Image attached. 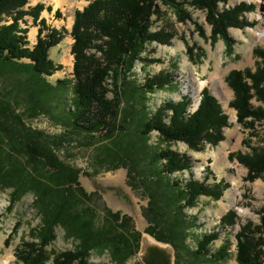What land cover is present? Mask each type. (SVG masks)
<instances>
[{"label":"rangeland","instance_id":"obj_1","mask_svg":"<svg viewBox=\"0 0 264 264\" xmlns=\"http://www.w3.org/2000/svg\"><path fill=\"white\" fill-rule=\"evenodd\" d=\"M196 2L177 0L180 5L173 7L156 1L150 29L166 41L147 43L131 71H126L125 67L110 73L108 98L114 100L117 96L120 102L116 137L110 141L98 135L91 138L78 133L66 125V120L60 119L67 111L73 110L75 58L71 32L75 14L88 7L90 1L60 0L61 4L57 5L55 0H29L25 7L26 11L38 4L52 8V12L44 10L40 19H45L49 28L64 35L62 41L49 51L50 61L60 70L52 76H44V79L53 87L66 80L68 87L57 89L60 91L55 87L44 92L39 88L36 90L27 82L26 72L0 66V153L8 156L12 142L6 141H9L10 134L23 135L27 131L34 134L37 144L41 141L42 145H49L62 165L78 172L79 183L90 197L78 209L92 210L87 216L90 218L93 212L97 227L107 225L105 214L110 210L130 218V225L141 233L138 250L124 262L118 263L113 250L108 248L90 251L87 264H164L157 250L150 251L146 257L141 256L145 235L169 246L173 253L172 263L176 264V249L146 232L149 222L144 213L149 204L148 196L143 188L135 190L131 187L129 183L133 180L125 169L133 168V177L138 168H154L151 172L155 174L166 162L154 160L155 155L162 152H173L190 163L189 170L165 175L164 183L178 182L185 187L193 179L209 186L219 182L226 186L220 199L200 196L194 207L184 210L195 225L187 233L186 250L181 249L180 264H191L198 243L205 235L216 233L219 237L208 248L209 256L217 254L221 248H227L228 256L219 262L205 256L193 264H239L237 235L246 225L251 227L248 233L253 232L256 240L264 238V178L250 181L248 168L237 157V154H250L253 149L264 146V119L249 117L240 122L237 111L231 106L235 93L228 84L231 72L255 73L263 65L256 50L264 51V33L260 32L264 29V0H226L218 4L221 12L241 5L246 7L234 20L237 26L227 30V39L215 36L207 12L198 9ZM21 27L28 29V46L33 48L39 27L32 16H26ZM34 30L35 39L31 35ZM87 52L94 54L96 51ZM160 77L166 79L163 89L142 93L140 88ZM205 89L218 101L222 113L228 118V126L222 129V141L218 144H204L200 150H194L182 141L167 142L155 131L146 137L141 135L143 120L184 98H190L186 116L193 115L200 106ZM37 91L48 94L41 95ZM49 93H54L55 97L50 108L52 111L46 114L39 110V106L45 104ZM37 95L42 96V100ZM251 105L255 109L262 106L256 98ZM134 149L144 156L143 159H136L132 154ZM12 193L13 189L9 187L0 188V258L11 257V264H53L58 256L75 252L81 245V241L70 237L62 227L55 229L51 243L41 245L43 217L36 206V195L26 193L12 204ZM230 211L236 214L235 224L224 226L221 219ZM149 215L153 217L155 214ZM154 222L156 227L162 225L160 220ZM127 228L122 227L124 232L128 231Z\"/></svg>","mask_w":264,"mask_h":264},{"label":"trees","instance_id":"obj_2","mask_svg":"<svg viewBox=\"0 0 264 264\" xmlns=\"http://www.w3.org/2000/svg\"><path fill=\"white\" fill-rule=\"evenodd\" d=\"M28 1L0 0V66L26 72L29 77L27 82L36 90L39 88L44 92L54 87L55 90L68 87L66 80L59 81L57 88L44 79V76H52L60 70L50 61L49 51L62 41L64 33L49 28L46 20L40 19L44 10L52 12L51 7L38 4L26 11ZM88 1L91 2L88 7L82 12H76L71 32L74 39L72 53L75 58L73 110L67 111L60 119L66 120V125L78 133H84L91 138L98 135L105 141H110L116 137L120 106L117 96L114 100L108 98L107 81L110 73L125 67L126 71H131L147 43H164L166 40L150 29L155 3L159 0ZM160 1L173 7L180 5L177 0ZM225 2L226 0H197L196 5L198 9L207 12L215 36L220 35L227 39V30L237 26L234 20L246 7L241 5L232 10L219 11L218 4ZM57 14L59 16V11ZM26 16H32L39 27L37 43L33 48L28 46V29L21 27ZM91 49L96 52L89 54L87 51ZM256 55L262 59L263 65L255 73L233 71L228 78V84L235 93L231 106L237 111L240 122L249 117L264 119V51L257 49ZM165 80L162 77L153 79L140 90L146 94L163 89L166 86ZM46 94L48 93L41 95ZM37 97L42 100V96ZM54 97V93H49L48 99L39 106V110L50 114ZM254 98L262 105L258 109L251 105ZM189 104L190 98H184L179 103L161 108L153 117L142 121L141 135L146 137L155 131L167 142L182 141L194 150H200L204 144L216 145L222 141V129L228 126V118L210 92L205 89L198 110L193 115L186 116ZM25 135L28 136L24 137ZM10 136L9 141H6L12 142L8 156L0 153V188L6 186L13 189L12 204L26 193L32 192L36 195V206L43 217L41 245L45 246L53 241L57 227L64 228L70 237L81 241L75 252L58 256L53 264H87L89 252L92 250L110 248L118 263L136 253L141 233L130 225V218L106 209L107 225L97 227L93 212L90 218L87 216L92 210L78 209L85 204V199L90 198L79 183L78 172L62 165L49 145H42L41 141L37 144L34 134L27 131L23 135ZM19 153L22 155H15ZM132 154L138 160L144 157L136 149ZM155 156V161H166L163 168L158 169L155 174L151 172L154 168H136V176L133 177V168L125 169L133 180L129 183L131 187L135 190L143 188L147 193L149 204L144 214L149 226L146 232L161 242L170 243L177 251L176 264H180L181 249L186 250L184 246L187 233L195 225L184 210L194 207L200 196L220 199L226 186L223 182L209 186L193 179L185 187H181L178 182L164 183L165 175L171 176L189 170L190 163L173 152H162ZM232 157L233 155L230 158ZM237 157L248 168L250 181L264 178V146L253 149L250 154H237ZM153 213L154 218L149 215ZM169 218L172 220L169 221ZM235 218V212L230 211L221 219V224L234 225ZM156 219L162 223L161 226L158 224L159 228L153 225ZM123 225L128 227L127 232L122 229ZM250 229L246 225L237 235V260L239 264H264V238L256 240L252 236L253 232L248 233ZM218 238L216 233L203 236L191 264L205 256L215 262L226 260L227 248H221L212 256L207 252L211 243ZM23 259L27 260L25 257Z\"/></svg>","mask_w":264,"mask_h":264},{"label":"bare ground","instance_id":"obj_3","mask_svg":"<svg viewBox=\"0 0 264 264\" xmlns=\"http://www.w3.org/2000/svg\"><path fill=\"white\" fill-rule=\"evenodd\" d=\"M33 1H39V0H33ZM57 5H60V0H55ZM261 34L264 33V29L260 31ZM32 37L35 39L36 36V30L32 32ZM157 250L161 254V258L164 261V264H173V253L169 246L160 244L156 242L153 238H151L148 235L144 236L143 243H142V252L141 256L146 257L150 251ZM12 258L11 257H4L0 258V264H11Z\"/></svg>","mask_w":264,"mask_h":264}]
</instances>
